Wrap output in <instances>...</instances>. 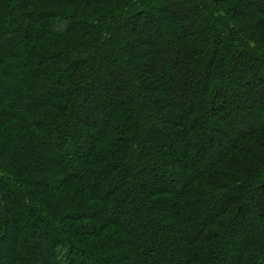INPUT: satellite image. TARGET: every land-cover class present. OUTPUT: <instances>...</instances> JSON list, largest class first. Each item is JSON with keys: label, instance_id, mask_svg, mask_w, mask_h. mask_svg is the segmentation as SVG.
<instances>
[{"label": "trees", "instance_id": "trees-1", "mask_svg": "<svg viewBox=\"0 0 264 264\" xmlns=\"http://www.w3.org/2000/svg\"><path fill=\"white\" fill-rule=\"evenodd\" d=\"M254 236L264 0H0V264H161L168 244L179 264H259Z\"/></svg>", "mask_w": 264, "mask_h": 264}, {"label": "rangeland", "instance_id": "rangeland-1", "mask_svg": "<svg viewBox=\"0 0 264 264\" xmlns=\"http://www.w3.org/2000/svg\"><path fill=\"white\" fill-rule=\"evenodd\" d=\"M188 6H191V4L189 3L188 4ZM185 24L187 23V22H184ZM133 24L135 25V23L133 22ZM164 45H166V46H168L169 48H170V44L167 42V41H164ZM167 53H169V54H171V51H168L167 50ZM167 53L165 52V55L163 56L165 59L164 60H166V61H168V62H171V60H172V58L170 57V59H166L167 57H168V55H167ZM163 63V62H162ZM164 63H166L165 61H164ZM147 66H148V64H147ZM110 69V71L111 72H108L110 75L113 73H118V74H120V75H124L126 72H125V70H120L119 69V67L116 65V64H114L113 66H110V68H108V70ZM120 70V71H119ZM185 87H182V89H184ZM7 91H9L10 92V89L8 90V88H7ZM124 91H122V89L121 90H119V88H116L115 86H113V83H112V86L111 87H109L108 85H105L104 87H103V90H102V92H101V95H99L100 97H101V99H102V101H100V100H97L96 102H98V104H99V106L98 107H96V109L95 110H91V109H89V108H82V109H80V111H79V117H83L82 115H83V113L84 112H86L87 113V115H88V117H86L85 119H84V121H86V123H91V122H96L97 123V125H98V127L101 125V122L103 121V119H104V117H105V115H106V113H107V111H108V107H109V103L112 101V100H114V99H117V98H119V97H122V95H124L125 94V92L123 93ZM98 94V93H97ZM183 95V94H182ZM184 97H183V99H182V101H176V102H173V101H171V102H168L167 104L168 105H170L173 109H175V111H178L179 109H181V110H184V109H186V106H187V103H188V99H186V95H183ZM89 101H90V103H89V105H93L94 104V102H95V100L93 99V98H90L89 99ZM95 102V103H96ZM161 104L162 103H160V105H158V107L160 108V106H161ZM86 107V106H85ZM161 109V108H160ZM161 110H164V109H161ZM162 113V112H161ZM163 113H164V111H163ZM163 124V123H162ZM66 125H67V127L70 129V125L68 124V122L66 123ZM234 126L236 127V128H238V130H242V129H244L246 126L245 125H243L242 123L240 124V122L238 123V122H235L234 123ZM234 126L233 125H229V133L230 134H233L234 132H235V129H234ZM140 127V129L143 127V126H139ZM78 128H80V127H77V129ZM80 131H83V130H81V129H79ZM84 132V131H83ZM85 133V132H84ZM83 133V134H84ZM85 134H88V133H85ZM88 135H83V136H80V138H79V140L81 139L82 141H84V140H86ZM79 137V136H78ZM224 144H226V140H224V139H222L221 137L219 138V137H217V138H215V141L213 142V148L211 149V154H210V157L207 159V160H205L204 162H202V164L201 165H205V163H208V161H210L209 159L210 158H213V157H215L216 155H217V153L220 151V149H221V147L224 145ZM175 171V170H174ZM158 172L160 173V179L161 180H164V178H165V175H167V174H169L168 173V171H166V169H158ZM185 175H183L182 177H180V178H178V179H180L178 182H180V181H182V180H184L186 177H188L187 175L189 174H187L186 172L184 173ZM148 176V175H147ZM175 186L176 185H178L177 184V182L174 184ZM220 205V204H219ZM126 208H128V206L126 205V207L124 208H119V210H120V213H122L121 215H123L122 217H124V218H126V216L124 215L126 212H124V210H126ZM259 209H260V206H259V204H258V202L257 201H255V202H253L252 203V205L250 206V211H252V213L253 214H256L258 211H259ZM212 212V210H210V211H208V213L204 216V217H202V220H206V219H208V216H209V214ZM100 217H101V219H105L106 217H107V215H105V214H101L100 215ZM195 226H197V225H195ZM187 228V227H186ZM194 230L193 229H189L188 230V228H187V231H186V235H187V238H190L191 236H192V232H193ZM246 231H247V225L245 224H243V225H241L239 228H238V230H237V232L235 233V234H233L234 236V238H238V237H244L245 236V234H246ZM36 238H38V236L36 235ZM160 239V237L159 236H154V238H153V240H156V239ZM164 239V238H163ZM37 240V239H36ZM253 241L255 242V244L256 245H258V252H256V253H258L259 254V256H260V260H259V264H264V244H262L258 239H257V237H253ZM49 245V244H48ZM173 247H175L176 248V252H177V258H176V260L174 261V260H171V259H169V255L171 254V249L173 248ZM46 249L48 250V246H46ZM234 255V253H232V254H230L229 255V257H228V259L229 258H232V256ZM185 256H186V252H185V247H184V245H178V244H171V245H167V247H166V249L165 250H162L161 251V259H162V263L161 264H179V262L178 261H181V260H183L184 258H185Z\"/></svg>", "mask_w": 264, "mask_h": 264}]
</instances>
